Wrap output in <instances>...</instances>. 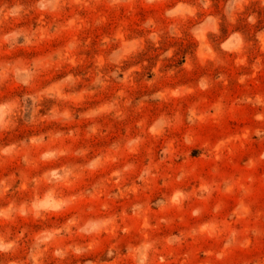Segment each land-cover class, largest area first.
Listing matches in <instances>:
<instances>
[{
	"label": "rangeland",
	"instance_id": "rangeland-1",
	"mask_svg": "<svg viewBox=\"0 0 264 264\" xmlns=\"http://www.w3.org/2000/svg\"><path fill=\"white\" fill-rule=\"evenodd\" d=\"M0 8V264H264V0Z\"/></svg>",
	"mask_w": 264,
	"mask_h": 264
},
{
	"label": "clouds",
	"instance_id": "clouds-1",
	"mask_svg": "<svg viewBox=\"0 0 264 264\" xmlns=\"http://www.w3.org/2000/svg\"><path fill=\"white\" fill-rule=\"evenodd\" d=\"M114 3L118 2V0H113ZM59 3V0H39V7L41 9H46L49 7H54L56 4ZM22 11V8L20 6H15L12 9L9 10L8 14L15 17L20 15ZM5 12L4 8H0V14H3ZM21 35L20 32H12L10 34L11 38H15L17 36ZM25 79L24 83H28V81L32 78L33 74L38 71V66H34L32 69L29 68H23L20 70ZM68 79H71V77H68ZM17 107L15 103L12 102H5V103H0V128L4 127L7 124V117L12 114L13 110ZM10 149H5V151H9ZM53 175H56V173H53ZM34 207L37 210H44L47 211L48 206L47 204L44 203H38L35 204ZM95 227V225L93 226ZM16 247V242L15 241H9L7 240L6 237L0 236V253L3 252H9L11 250H14ZM150 246H145V249ZM79 251V249H77ZM138 251H141L138 249ZM57 256L61 255V253L57 252Z\"/></svg>",
	"mask_w": 264,
	"mask_h": 264
}]
</instances>
